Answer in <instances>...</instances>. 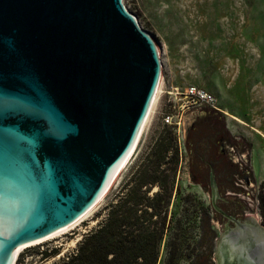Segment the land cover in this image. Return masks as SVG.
Instances as JSON below:
<instances>
[{
    "label": "water",
    "instance_id": "95a60500",
    "mask_svg": "<svg viewBox=\"0 0 264 264\" xmlns=\"http://www.w3.org/2000/svg\"><path fill=\"white\" fill-rule=\"evenodd\" d=\"M161 74L157 44L124 0H0V264L99 204ZM218 198L213 187L216 264H264V227Z\"/></svg>",
    "mask_w": 264,
    "mask_h": 264
},
{
    "label": "rangeland",
    "instance_id": "374dc122",
    "mask_svg": "<svg viewBox=\"0 0 264 264\" xmlns=\"http://www.w3.org/2000/svg\"><path fill=\"white\" fill-rule=\"evenodd\" d=\"M124 4L140 27L154 38L160 52L163 84L155 112L127 166L101 205L71 229L23 248L15 264H53L75 251L83 236L104 220L105 207L117 203L119 193L122 195L125 184L136 171L142 166L152 167L154 158L148 156L157 143L172 139L167 157L170 159L177 153L179 158L169 216L172 211L178 214V204L188 194L193 195L191 203L211 205V191L193 178L184 147L186 132L198 118L199 109L180 110L175 118L180 120L176 131L162 122L165 114L176 113L171 109L174 105H180L178 100L173 102L169 93L183 92L189 87L205 89L214 95L217 108L223 111H217L223 122L241 139L234 154L235 161L241 164L238 171L255 180L244 183V189L237 186L233 190L220 189L222 195H238L233 196L238 203L227 208L241 219L254 217L264 227L261 206L264 202L261 181L264 178V137L261 135L264 133V0H124ZM166 163L161 170L168 167ZM146 188L150 196L159 190L154 184ZM188 209L190 220L176 264H216L214 253L224 222L219 217L212 221L217 239L207 252V245L200 241V211L194 207ZM55 249L57 254L50 255ZM165 260L162 246L158 264H166Z\"/></svg>",
    "mask_w": 264,
    "mask_h": 264
},
{
    "label": "trees",
    "instance_id": "16d2710c",
    "mask_svg": "<svg viewBox=\"0 0 264 264\" xmlns=\"http://www.w3.org/2000/svg\"><path fill=\"white\" fill-rule=\"evenodd\" d=\"M171 148L172 139L157 143L148 156L154 158L152 167L139 168L125 184L122 195L119 193L117 203L105 207L104 220L83 236L75 251L53 264H158L162 246L166 264H176L190 220L189 207L200 211V241L207 245V252L211 251V243L217 239L212 221L218 218L212 205L191 203L193 195L188 194L178 204V214L172 211L169 216L179 163L177 153L167 157ZM165 161L168 167L161 170ZM153 184L159 190L150 196L146 187ZM261 204L264 209V202ZM57 252L55 249L50 255Z\"/></svg>",
    "mask_w": 264,
    "mask_h": 264
},
{
    "label": "flooded vegetation",
    "instance_id": "af4514ba",
    "mask_svg": "<svg viewBox=\"0 0 264 264\" xmlns=\"http://www.w3.org/2000/svg\"><path fill=\"white\" fill-rule=\"evenodd\" d=\"M198 111V118L192 122L185 136L184 147L188 153L189 170L200 185L210 189L211 194L212 188L215 187L220 195V198L216 199L217 204L226 212L235 215L227 207L238 203L237 199L233 198L238 195H222L219 190H233V186L244 189V183L255 182L253 177L249 178L238 171L241 164L238 160L235 161L234 154H237L241 139L235 137L225 125L223 117L218 113L221 109L203 107ZM260 186L263 187L262 183ZM218 217L220 218L219 215Z\"/></svg>",
    "mask_w": 264,
    "mask_h": 264
},
{
    "label": "built area",
    "instance_id": "2783aa9c",
    "mask_svg": "<svg viewBox=\"0 0 264 264\" xmlns=\"http://www.w3.org/2000/svg\"><path fill=\"white\" fill-rule=\"evenodd\" d=\"M169 94V96H173V102L178 100L180 105L178 107L174 105L171 109L176 113L165 114L162 118V122L164 125L172 126L176 129L180 125V120L176 121L175 118L180 114V110L190 111L203 107H208L215 110L219 109L216 106L217 101L214 95L205 89L189 87L183 92L175 91L174 93L170 92Z\"/></svg>",
    "mask_w": 264,
    "mask_h": 264
},
{
    "label": "bare ground",
    "instance_id": "6f19581e",
    "mask_svg": "<svg viewBox=\"0 0 264 264\" xmlns=\"http://www.w3.org/2000/svg\"><path fill=\"white\" fill-rule=\"evenodd\" d=\"M158 50H159V49H158ZM162 84H163V81H162V79H161V80H160L159 87H158L157 92H156V96H155V98H154V102H153V104H152V106H151V109H150V112H149V115H148V117H147L146 122L144 123V125H143V127H142V130H141V132H140V134H139V137H138V139H137V141H136L135 146L133 147V149L131 150V152L129 153V155L127 156V158L125 159L124 163L122 164V166L120 167V169L118 170V172L116 173V175L114 176V178L112 179V181H111V183H110V185H109V187H108L106 193L104 194L103 198L100 200L99 204H98L96 207H98L99 205H101V202L103 201L105 195L108 193V191L110 190V188H111V187L113 186V184L116 182V180L118 179L119 174H120V173L123 171V169L127 166V164H128V162H129V160H130V158H131L133 152L135 151V149H136V147H137V145H138V143H139V141H140V139H141V137H142V135H143V133H144V130H145L147 124L149 123V120H150V118H151L153 112H155L154 109H155V107H156V103H157V101H158V98H159V96H160V93L162 92ZM224 113H225V112H224ZM230 116H231L233 119H235V120L241 122L238 118H236V117H234V116H232V115H230ZM241 123H242V122H241ZM145 131H146V130H145ZM96 207H95V208H96ZM95 208H94V209H95ZM94 209H93V210H94ZM93 210L90 211V212H89L88 214H86L85 216H83L80 220H78L77 222H75V223L72 224L71 226H69V227H67V228H65V229H63V230H60V231L56 232L55 234L49 236L48 238H46V239H44V240H41V241H37V242H33V243H29V244H26V245L22 246V247L18 250V253H19L23 248H25V247H28V246H31V245H34V244H38V243H40V242H43V241H45V240H48V239H50V238H52V237H55V236H57V235H59V234L65 232V231L71 229L72 227L78 225V224H79L81 221H83L88 215H90L92 212H94Z\"/></svg>",
    "mask_w": 264,
    "mask_h": 264
},
{
    "label": "crops",
    "instance_id": "0c3cea01",
    "mask_svg": "<svg viewBox=\"0 0 264 264\" xmlns=\"http://www.w3.org/2000/svg\"><path fill=\"white\" fill-rule=\"evenodd\" d=\"M260 132V131H259ZM263 137H264V133L262 132V134H261ZM261 181L264 183V178L263 179H261Z\"/></svg>",
    "mask_w": 264,
    "mask_h": 264
}]
</instances>
